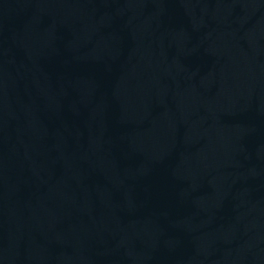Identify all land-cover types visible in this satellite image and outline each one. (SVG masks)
<instances>
[{
    "label": "water",
    "instance_id": "95a60500",
    "mask_svg": "<svg viewBox=\"0 0 264 264\" xmlns=\"http://www.w3.org/2000/svg\"><path fill=\"white\" fill-rule=\"evenodd\" d=\"M0 264H264V0H0Z\"/></svg>",
    "mask_w": 264,
    "mask_h": 264
}]
</instances>
